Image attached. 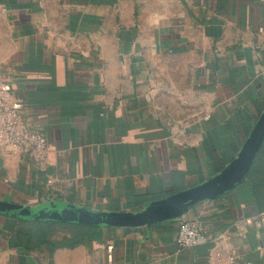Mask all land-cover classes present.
I'll list each match as a JSON object with an SVG mask.
<instances>
[{"label":"crops","instance_id":"obj_1","mask_svg":"<svg viewBox=\"0 0 264 264\" xmlns=\"http://www.w3.org/2000/svg\"><path fill=\"white\" fill-rule=\"evenodd\" d=\"M4 82L49 156L41 170L0 149L3 201L136 214L255 149L215 198L151 225L96 227L74 248L11 247L19 220L0 213V264H264V2L0 0ZM193 220L210 240L182 249Z\"/></svg>","mask_w":264,"mask_h":264},{"label":"water","instance_id":"obj_2","mask_svg":"<svg viewBox=\"0 0 264 264\" xmlns=\"http://www.w3.org/2000/svg\"><path fill=\"white\" fill-rule=\"evenodd\" d=\"M264 131V123L262 127ZM255 149L248 145L241 158L209 182L176 194L170 198L153 202L139 213H100L71 204L49 202L37 206L15 204L0 200V213L17 218L45 222L79 224L94 227L143 226L183 215L189 207L199 201L212 199L232 188L247 172Z\"/></svg>","mask_w":264,"mask_h":264},{"label":"built area","instance_id":"obj_3","mask_svg":"<svg viewBox=\"0 0 264 264\" xmlns=\"http://www.w3.org/2000/svg\"><path fill=\"white\" fill-rule=\"evenodd\" d=\"M264 2V0H259ZM22 104L15 100V90L9 83L0 84V149L26 152L39 169H44L49 156V145L43 131L27 124L22 119ZM264 220V213L260 214ZM248 221H251L250 219ZM210 237L201 221H185L177 236L182 249L206 244ZM110 252L112 249L109 248Z\"/></svg>","mask_w":264,"mask_h":264},{"label":"trees","instance_id":"obj_4","mask_svg":"<svg viewBox=\"0 0 264 264\" xmlns=\"http://www.w3.org/2000/svg\"><path fill=\"white\" fill-rule=\"evenodd\" d=\"M19 225L13 233L10 245L15 248H22L26 251L40 249L42 245L52 246L53 249L59 247L74 248L89 240L98 230L96 227L67 224L56 222H45L29 219H18ZM60 228L69 234L60 241L50 239L55 228Z\"/></svg>","mask_w":264,"mask_h":264}]
</instances>
